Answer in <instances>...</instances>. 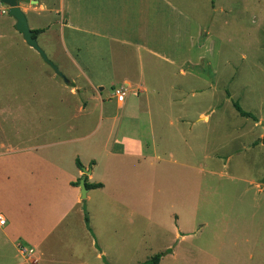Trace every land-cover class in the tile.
<instances>
[{
  "label": "rangeland",
  "instance_id": "rangeland-1",
  "mask_svg": "<svg viewBox=\"0 0 264 264\" xmlns=\"http://www.w3.org/2000/svg\"><path fill=\"white\" fill-rule=\"evenodd\" d=\"M49 1L58 4L57 0ZM171 2L188 17L189 55L183 63L180 50L167 53L171 61L155 58L149 65L155 72L145 75L154 89L137 96L126 88L125 110L121 111L125 114L122 118L126 123L125 132H134L146 148L149 142L150 149L154 143L156 160L151 170L123 164L132 161L130 157L119 158L116 169L112 168L100 154V147L109 130L112 131L103 106L98 100L84 103L87 96L81 90L72 96L68 89L59 88L60 82L70 78L87 88L89 82L103 86L99 90L101 99L115 112L113 89L122 83L118 73L112 74L114 88L105 81L112 69L107 42L95 41L86 33L55 23L49 28L55 35L50 50L56 52L57 59H48L57 64L63 75L59 76L24 41L18 30L3 28L4 35H0V212L10 205L24 204L11 193V186L5 180L18 178L34 182L29 189H36L37 183L47 180L51 174L43 169L47 166L41 161L46 158L41 146L58 148L62 153L60 161L64 163H69L72 156L76 158L74 152L83 160L86 155L96 159L94 180L104 181L106 190L101 192L105 186L94 188L89 199L81 198L80 211L86 212L87 217L88 213L104 212L102 197L106 194L130 201L120 213H130L134 207L138 213L155 217L150 225L145 216L141 217L142 228L157 224L172 228L176 222L184 221L181 213H188L185 219L190 223L184 224L201 236L197 242L207 252L221 258L217 264H264V143L260 138L264 134V0ZM0 5L7 7L1 2ZM53 17L56 19V14ZM195 25L202 34L200 38L208 36L204 50L196 38L192 49ZM37 42L50 56L41 36ZM203 51L205 60H200L198 53ZM143 64L146 71L148 64ZM146 97L151 101L149 111L137 104ZM169 100L173 101L171 105L167 103ZM233 101L252 115H240ZM84 104L85 111H79ZM202 115L207 119H200ZM75 137L80 138L72 139ZM35 148L40 151L39 158ZM16 149L22 150L5 154ZM19 164L24 169H19ZM90 166L85 163L80 170H90ZM82 176L72 180L79 192ZM28 200L36 205L42 201L36 195ZM39 214L42 217L43 210ZM55 217L53 213V221ZM145 236L141 250L137 251L139 260L132 264L158 252L155 246H160L161 240L153 242L148 234ZM40 237L38 226L33 238ZM226 237L229 242H224ZM11 255L9 246L0 244V264H11ZM105 258L119 264L109 253L98 259V264H109ZM18 259L22 260L20 256ZM121 262L128 263L127 259Z\"/></svg>",
  "mask_w": 264,
  "mask_h": 264
},
{
  "label": "crops",
  "instance_id": "crops-1",
  "mask_svg": "<svg viewBox=\"0 0 264 264\" xmlns=\"http://www.w3.org/2000/svg\"><path fill=\"white\" fill-rule=\"evenodd\" d=\"M57 3H50L49 0H19V7L24 12L29 28L31 30L38 29L34 36L36 41L37 37L41 36L44 46L49 50L50 43L55 39L54 33L50 32L49 28L53 27L55 23H59L60 27H68L74 31L86 33L95 41L107 42L111 50L109 62L111 66L109 67L112 69L110 76L105 78V81L109 83L111 89L115 85L112 74L118 73L121 75L119 81L125 90L129 88L137 96L145 95L147 91L154 89L150 79L145 75L155 72V68L149 66L155 58L171 61L167 53L170 50L172 52L180 50L179 56L183 63L184 57L187 58L189 55L188 17L171 0H57ZM55 14L56 19L53 17ZM14 23V17L0 13V35H4L3 28L16 30ZM196 28L197 25L193 27L195 34L192 36L194 40L191 43L192 49L197 41L200 44V49L204 50L208 36L205 34L200 38L202 34L200 31L198 33ZM50 53V56L45 54L56 61V52L50 50ZM68 56L72 57L70 53ZM198 58L205 60V51L201 54L198 53ZM144 62L148 64L146 71ZM180 67L179 71H183ZM49 76L54 78L52 74ZM60 83L61 91L68 89V93L75 96L78 90H81L84 93L83 96H87L84 103L98 100L103 106L111 130L113 131L115 128L116 130L113 133L109 130L102 147H100V154L105 156L112 168L116 169L119 158L129 157L132 161L123 164L132 167L143 166L147 170H151L155 166L154 143H151V149L150 142L146 148L142 146L143 141L136 138L134 132H125L126 123L122 120L125 114L121 113L126 104L125 91L122 102L115 100L116 111L113 112L109 105H106L101 99L99 90L104 89L103 86L89 82L87 88L75 84L73 78ZM172 102V100L167 101L168 105H171ZM150 103L148 97L137 101L139 106H146V111H149ZM85 108L86 104L78 109L85 111ZM200 119L206 120L207 116L202 115ZM121 129L122 132H120ZM80 137L72 139L76 140ZM41 147L44 150L43 155L46 157L41 158V161H44V166H47L43 169L51 171L47 180L37 183L36 189H29V186L34 185V182L28 183L18 178L5 180L6 185L11 186V193H14L21 202L24 201V204L10 205L6 211L3 209L0 212V216L4 219L0 224V244L9 246L12 253L11 264H98V259L105 257L108 253L112 259L115 258L116 263L123 264L121 260L127 259L128 263L124 264H132L139 260L136 258L137 251L141 250V246L146 240V234L149 235L150 241L161 240L158 243L160 246H155V250L163 252V254L156 264L219 263L221 258L217 254H210L202 244L197 242L201 236L195 234L196 230H190L188 225L184 224L190 223L188 219H185V215L188 213H181L184 221L179 224L176 222L172 228L158 224L149 229L142 228L140 227L142 225L141 217L145 216L144 213H138L134 207L131 208L130 213H120L122 208L129 206L130 201L106 194L102 197L105 205L104 212L88 213L89 228H87L84 214L80 211L79 188L72 183V180L76 176L85 175L84 180L87 182H98L94 180L93 176L96 159L86 155L83 160L78 152H74L76 158L72 156V160L71 157L69 158V163H64L60 161L62 154L60 149ZM21 150H5V154ZM35 150L39 158L40 151H37L38 148ZM76 160L81 165L91 164L87 174H83L80 167L77 166ZM18 168L24 169L23 164H19ZM61 170L66 173H59ZM116 182L118 181L116 180ZM147 182L150 183L149 180ZM98 183L100 185L94 188L103 189L105 186L101 191L104 192L106 183L104 181ZM94 188H87L84 198L89 199L90 191ZM33 195L41 197L42 201H39L37 205L31 203L28 198ZM41 210L44 212L42 217L39 214ZM53 213L57 216L54 221L52 220ZM172 215L174 216V214ZM145 218L147 224L150 225L155 217L150 215ZM93 219H96V222ZM38 226L41 237L35 239L33 236L37 234ZM224 242H229V239L227 238ZM19 246L26 247L30 251L21 253ZM58 252H64V254ZM206 255L208 257L204 258ZM19 256L22 260L18 259ZM107 259L109 264H114Z\"/></svg>",
  "mask_w": 264,
  "mask_h": 264
},
{
  "label": "water",
  "instance_id": "water-1",
  "mask_svg": "<svg viewBox=\"0 0 264 264\" xmlns=\"http://www.w3.org/2000/svg\"><path fill=\"white\" fill-rule=\"evenodd\" d=\"M0 2L7 6L8 14L14 17V26L16 30H18L22 34L24 41L29 46H31L42 57V59L52 67L55 73H57L59 76H63L62 73L58 70L57 66L50 59H48L44 50L37 43L36 38L33 36L32 30L27 24L24 12L19 7V0H0ZM88 172L89 170L83 169L84 174H87ZM79 186L80 196L81 198H84L87 189L84 184V175L80 178Z\"/></svg>",
  "mask_w": 264,
  "mask_h": 264
},
{
  "label": "trees",
  "instance_id": "trees-1",
  "mask_svg": "<svg viewBox=\"0 0 264 264\" xmlns=\"http://www.w3.org/2000/svg\"><path fill=\"white\" fill-rule=\"evenodd\" d=\"M37 32H38V29H32L33 36H35ZM233 106L240 115H243V116H251L252 115V113H250L249 111L242 109L237 101H233ZM261 141L264 143V134L261 137ZM76 164L78 167L81 166V164L79 163L78 160H76ZM84 184H85L86 188H94V187H98L100 185V183H98V182L89 183L86 180H84ZM84 221H85L86 227L89 228L88 227V217H87L86 212H84ZM162 254H163V252H157V253L153 254L152 256H150L149 258L145 259L144 261H142L138 264H156Z\"/></svg>",
  "mask_w": 264,
  "mask_h": 264
},
{
  "label": "built area",
  "instance_id": "built-area-1",
  "mask_svg": "<svg viewBox=\"0 0 264 264\" xmlns=\"http://www.w3.org/2000/svg\"><path fill=\"white\" fill-rule=\"evenodd\" d=\"M7 11V7L0 6V13H5ZM124 87L121 85L120 87H115L113 89V95L115 97V100L118 102H122L124 98ZM4 219L0 216V224H2ZM19 251L25 252L30 251V249H27L26 247L19 246Z\"/></svg>",
  "mask_w": 264,
  "mask_h": 264
}]
</instances>
